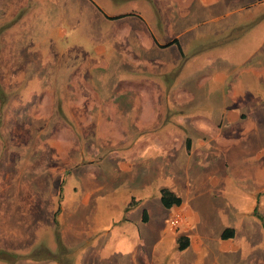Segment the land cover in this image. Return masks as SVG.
Here are the masks:
<instances>
[{"label":"crops","instance_id":"obj_1","mask_svg":"<svg viewBox=\"0 0 264 264\" xmlns=\"http://www.w3.org/2000/svg\"><path fill=\"white\" fill-rule=\"evenodd\" d=\"M142 1L144 5L159 4L163 0ZM165 1L170 2L179 14L175 17L155 15L146 18L134 9L140 3L126 12L105 13L95 0H87L93 8L102 12L106 20L129 24L125 27L123 38H127L126 33L132 32L139 40L138 45L133 42L135 46L130 45L129 50L124 52L133 56V61H126L124 65L126 70L132 71V76L118 73L123 91L120 89L118 95L103 100L115 104L113 110L110 108L108 115L103 117L106 120L103 119L99 125L94 120L96 115L99 118L102 114L92 111L88 117H91L90 123L94 128L98 126L97 131L103 134L151 133L161 137L156 138L154 145L134 142L119 148L111 146L106 149L109 150L107 158L89 159L87 162L77 160L73 165L76 167L75 178L84 186L78 187L82 195L71 209L61 205L56 210H43L42 218H33L32 212L36 214V211L5 210V218L0 216V240L5 244L2 243L0 249L11 257L5 258L1 264H264V175L256 176L254 170L257 164L249 163L250 152L264 147L260 146L264 145V103L262 99L255 98L258 96L257 88L264 85L260 82L264 64L248 63L236 68L235 74L212 75L213 58L207 56L210 62L206 68L203 66L200 80L193 83L181 80L171 88H161L157 79L153 78L157 77L154 65L164 61L158 56L155 59L144 57V53L148 55V50L156 53L175 46L182 57L199 55L204 48L215 44L219 46L217 40L196 45L191 43L196 27L218 19L210 14L205 16L196 3L210 8L217 0ZM113 16L122 17L108 18ZM167 23L174 25L167 27ZM162 33L165 40L159 37ZM227 39L226 36L223 41ZM141 50L143 55L138 59L135 53ZM148 78L151 83L146 84L144 81ZM256 80L259 82L253 84ZM123 97L125 100L121 101ZM125 102L145 104L137 106L132 126L126 115L130 113V106L117 107ZM257 102L260 103L259 110H256ZM160 103H204L209 104V111L201 117L183 116L184 121L176 117L181 126L175 128L170 124V127L152 126L157 119L153 110H160ZM154 104H157L156 108ZM105 127L107 131L103 130ZM239 152L245 156L250 154L245 162L237 161V158L234 160L233 154L238 155ZM255 152L253 160L259 157V153L255 155ZM218 162L214 175L195 177L194 172H188L190 167L206 169L209 164L216 165ZM77 167L83 170L79 172ZM151 168L155 172L152 181L158 180L154 199L159 198L160 204L169 213L157 210L159 217L154 224L150 217L152 211H148L154 206L141 193H133V190L147 184ZM218 172L221 174L217 176ZM165 176L170 178L164 180ZM182 176L183 181L180 180ZM233 178L242 186V196L248 198V210H243L238 203L232 205L228 202V191L233 189L228 183ZM118 188L128 191L121 210H99L98 201L106 196V192ZM164 189L178 197L180 204L165 207L161 201ZM99 205L103 204L100 202ZM137 206L142 209L140 216L139 209L133 211ZM218 208L220 210H216ZM114 212L120 214L117 219L108 224V220L106 224L100 222ZM21 214L25 217H20ZM166 214L168 217L164 221ZM171 214L181 215L177 226L168 223ZM14 220L18 224H11ZM21 221L31 224L26 244L36 247L19 253L15 248L20 246ZM41 228L44 239L39 246L31 240L39 236ZM46 234H49L48 238ZM223 234L229 236L223 237Z\"/></svg>","mask_w":264,"mask_h":264},{"label":"rangeland","instance_id":"obj_2","mask_svg":"<svg viewBox=\"0 0 264 264\" xmlns=\"http://www.w3.org/2000/svg\"><path fill=\"white\" fill-rule=\"evenodd\" d=\"M95 1L105 13L126 12L140 3L134 9L146 18L155 15L175 17L179 14L177 9L165 0L159 4L153 2L144 5L142 0ZM196 4L205 16L210 14L218 19L205 26L196 27L191 43L196 45L217 40L219 46L215 44L204 48L199 55L182 57L177 53L175 46L156 53L148 50V55L145 53L143 55L142 50L135 53L138 59H141L142 55L151 59L158 56L164 61L163 64L158 62L154 65L157 77L153 78L157 79L161 88H171L170 86L181 80L197 82L199 76L203 74V66L206 68L210 62L207 56L213 58L212 75L235 74L236 68L248 63L264 64V0H217L210 8ZM169 25L174 24L167 23V27ZM125 27H129V24L106 20L102 12L93 8L87 0H0L2 218L6 216L5 210L36 211V214L32 212L33 218H42L43 210H56L61 205L71 209L82 195L78 192V187L84 186L75 178L76 167L73 165L77 160L87 162L89 159L107 158L109 150L106 149L111 146L119 148L134 142L154 145L156 138L161 137L151 133L145 135H134L129 132L121 135L99 133L98 126L94 128L90 123L91 117L88 118L94 111L102 114L99 118L96 115L94 120L98 125L105 119L103 117L108 115L110 108L113 110L115 104L103 100L124 89L119 83L118 73L121 72L123 75L132 73L126 70L124 65L126 61H133V56L124 52L125 49L129 50L130 45L135 46L133 42L138 45L139 40L132 32L126 33L127 38H123ZM135 27L139 29L138 26ZM163 34L159 37L165 40ZM226 36L228 39L223 41ZM216 47L219 49H215ZM186 49L188 51V46ZM120 69L121 71H118ZM144 82L151 83L149 78ZM258 82L256 80L253 84ZM260 82L264 83V74ZM257 90L258 96L255 98L262 99L264 103V85L259 86ZM124 100L125 97L121 99ZM122 105L125 108L130 106V113L126 115L129 116V124L132 126L136 119L137 106L145 104L125 102L117 107L121 108ZM158 105L161 109L153 110L154 114H157V119L152 126L156 127L172 125L171 127L175 128L180 125L176 117L181 120L188 116L201 117L209 111V104L204 103ZM154 106L156 108L157 104ZM255 106L256 110L260 109V103L257 102ZM103 130L107 131L108 128L105 127ZM255 150L250 152L249 163L257 164L254 174L261 176L264 175V147L258 148L256 152ZM254 152L255 155L259 153L255 160L252 156ZM249 155L245 156L239 152L238 155L234 153L233 157L234 160L237 158V161L245 162ZM218 165L219 162L216 165L209 164L206 169L194 166L193 169L190 167L188 172H194L195 177L214 175ZM154 169L148 170L147 184L139 190H133L135 195L141 193L148 198V203L154 206L153 210H148L149 213L152 211L150 217L153 218L151 222L153 224L159 217L157 210L168 213L160 204L159 198L154 199L158 183V180L152 181ZM235 169L234 165L233 170ZM82 170L83 168L77 167V171ZM219 174L221 173L218 172L217 176ZM168 177L170 178L165 176L164 180H168ZM180 180L183 181V176ZM228 185L233 188L228 191L229 204L233 205L235 202L243 207V210H248V198L242 196V186L238 185L234 178ZM125 189L118 188L106 192V196L98 201V209L121 210L128 193ZM249 194L247 192L248 196ZM100 202L102 206L99 205ZM136 210L140 216L141 207L133 209L135 212ZM119 215L116 212L111 213L100 222L106 224L108 220V224ZM20 217L25 215L21 214ZM11 224H18V221H11ZM30 225L26 221H21L18 239L20 246L15 248L19 253L36 247H29L26 244L29 241ZM34 225L37 226L36 223ZM38 233L39 236L34 237L31 242L42 245L43 228ZM48 237L49 234H46V238ZM2 243L0 240V245ZM8 255L11 254L0 249V264L5 258L11 257Z\"/></svg>","mask_w":264,"mask_h":264},{"label":"trees","instance_id":"obj_3","mask_svg":"<svg viewBox=\"0 0 264 264\" xmlns=\"http://www.w3.org/2000/svg\"><path fill=\"white\" fill-rule=\"evenodd\" d=\"M120 17L122 16H113V17H108V18L117 19ZM161 201L165 207H171L172 205L180 204V199L166 189L162 190L161 192ZM226 236H229V235L223 234V237H226Z\"/></svg>","mask_w":264,"mask_h":264},{"label":"built area","instance_id":"obj_4","mask_svg":"<svg viewBox=\"0 0 264 264\" xmlns=\"http://www.w3.org/2000/svg\"><path fill=\"white\" fill-rule=\"evenodd\" d=\"M181 222V215L175 214L168 218V223L172 226H177Z\"/></svg>","mask_w":264,"mask_h":264}]
</instances>
